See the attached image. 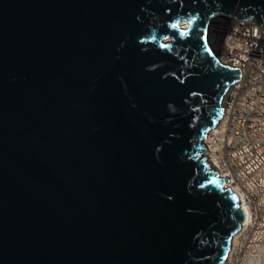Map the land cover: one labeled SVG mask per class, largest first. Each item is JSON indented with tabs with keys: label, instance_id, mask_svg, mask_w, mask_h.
<instances>
[{
	"label": "water",
	"instance_id": "obj_1",
	"mask_svg": "<svg viewBox=\"0 0 264 264\" xmlns=\"http://www.w3.org/2000/svg\"><path fill=\"white\" fill-rule=\"evenodd\" d=\"M219 14L264 0H0V264L227 263Z\"/></svg>",
	"mask_w": 264,
	"mask_h": 264
},
{
	"label": "built area",
	"instance_id": "obj_2",
	"mask_svg": "<svg viewBox=\"0 0 264 264\" xmlns=\"http://www.w3.org/2000/svg\"><path fill=\"white\" fill-rule=\"evenodd\" d=\"M227 17V18H226ZM223 15V62L241 71L223 100L217 138L218 170L238 188L264 235V22ZM229 22V23H228Z\"/></svg>",
	"mask_w": 264,
	"mask_h": 264
},
{
	"label": "bare ground",
	"instance_id": "obj_3",
	"mask_svg": "<svg viewBox=\"0 0 264 264\" xmlns=\"http://www.w3.org/2000/svg\"><path fill=\"white\" fill-rule=\"evenodd\" d=\"M185 24L187 23L185 22ZM218 56L222 61L224 60L223 53L218 54ZM219 125L220 122L216 127L210 130L208 136L205 139V154L209 158L213 168L218 172L220 171L218 170L219 163L216 158V132L219 130ZM226 185L232 187L238 193L241 201V206L245 213L242 227L233 238L232 248L226 264H264V235L256 236V234H263V229L261 228L262 225L256 215H254L251 207L244 200L242 192L229 183H227ZM247 259L248 261H246Z\"/></svg>",
	"mask_w": 264,
	"mask_h": 264
},
{
	"label": "rangeland",
	"instance_id": "obj_4",
	"mask_svg": "<svg viewBox=\"0 0 264 264\" xmlns=\"http://www.w3.org/2000/svg\"><path fill=\"white\" fill-rule=\"evenodd\" d=\"M223 15L224 14H219L215 16L208 24V36L210 37V40L213 46L215 47L216 51L218 52V54H221L224 51L222 38L219 33V28H220L219 26L222 22L221 17ZM228 16H229L228 18L231 19L232 16L231 15ZM184 26H187V24L184 23ZM168 40H172V37L171 36L168 37ZM246 261H248V259Z\"/></svg>",
	"mask_w": 264,
	"mask_h": 264
}]
</instances>
